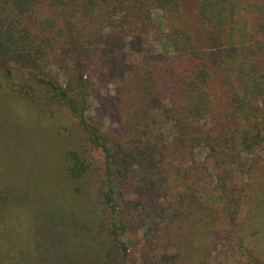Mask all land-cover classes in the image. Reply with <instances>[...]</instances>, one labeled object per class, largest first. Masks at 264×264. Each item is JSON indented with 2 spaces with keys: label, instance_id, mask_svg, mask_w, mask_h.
<instances>
[{
  "label": "trees",
  "instance_id": "16d2710c",
  "mask_svg": "<svg viewBox=\"0 0 264 264\" xmlns=\"http://www.w3.org/2000/svg\"><path fill=\"white\" fill-rule=\"evenodd\" d=\"M155 10L163 14V51H139L135 62L128 61L132 42L146 47L151 43L157 26ZM196 14L201 29L205 28L203 43L193 34L183 0H0V66L9 63L0 68V89L11 87L29 104L44 92L65 105L86 142L102 150L106 178L100 208L118 215L112 242L123 264H129V246L134 244L133 239H126L128 224L138 232L150 230L142 215L149 202L147 191L156 181L154 173L145 172L138 180L135 199L125 201L130 171L126 165L137 158L136 148L158 137L150 139L147 134V140L140 138L133 147L129 142L107 141L102 122L88 116L97 88L107 78L117 81L116 98L130 102L134 116H164V128L172 133L169 145L176 152L209 150L227 176L222 179L226 187L236 164L241 166L242 154H252L264 144L260 106L264 102V4L260 0H200ZM56 60L61 77L53 74ZM215 75L221 86L219 98L212 94ZM65 157L66 172L76 183L82 182L90 170L86 157L77 149ZM32 175L27 182L23 178L19 187L0 190L9 206L3 214L9 208L23 214L27 207L21 203L32 196L28 185L44 187L36 173ZM69 193L75 194L72 189ZM50 196L45 188L38 203L28 201L37 231L46 224L45 214L63 212ZM223 198L227 203V192ZM42 200L49 203L39 205ZM162 211L163 217L171 212L168 207ZM160 260L174 264L178 255L163 254Z\"/></svg>",
  "mask_w": 264,
  "mask_h": 264
},
{
  "label": "rangeland",
  "instance_id": "374dc122",
  "mask_svg": "<svg viewBox=\"0 0 264 264\" xmlns=\"http://www.w3.org/2000/svg\"><path fill=\"white\" fill-rule=\"evenodd\" d=\"M199 1L183 0V5L193 34L203 43L205 28L201 29L196 14ZM260 2L264 4V0ZM153 19L157 26L151 43L146 40L150 43L146 47L137 40L132 42L128 61L135 62L139 51H163L162 11L155 10ZM59 63L56 60L53 68L57 77L63 75L61 70L57 71ZM8 64H1L0 68H7ZM128 68L124 65V69ZM214 78L212 94L219 98L221 86L217 75ZM117 86L113 78L98 86L88 112L91 119L98 117L102 122L101 130L107 141L129 142L133 147L140 138L143 142L147 140V134L150 139L158 137L151 139L148 146L136 148L137 158L126 165L130 171L123 194L125 201L135 199L142 174L154 173L156 180L147 191L149 202L145 203L142 215L150 230L138 232L134 225L128 224L125 232L126 239L134 241L129 246L132 255L127 262L161 264L163 254H177L174 264H264V144L252 154H242L241 166L236 164L226 187L222 179L227 176L216 166L209 150L176 152L169 145L172 133L164 128V116L142 113L134 116L130 102L116 98ZM260 106L264 110V102ZM76 149L90 164V170L79 183L66 172L65 161L68 151ZM104 171V153L86 142L77 119L65 105L41 91L36 101L29 104L11 87L3 86L0 190L19 187L23 178L27 182L36 173L44 187L29 184L27 189L32 196L21 205L33 209L31 202L38 203L47 188L49 200L63 212L45 214L46 224L37 231L33 210L25 208L21 214L9 208L5 215L2 210L8 199L0 196V264H123L112 242L113 222L118 221V215L100 208ZM69 189L75 194L70 195ZM224 192L229 197L228 204ZM16 202L18 205L19 200ZM48 203L42 200L39 205ZM163 207L171 211L164 217ZM135 212L140 214L139 209ZM124 217L130 219L127 213Z\"/></svg>",
  "mask_w": 264,
  "mask_h": 264
}]
</instances>
